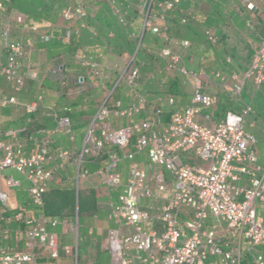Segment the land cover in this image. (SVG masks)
Segmentation results:
<instances>
[{"label": "built area", "instance_id": "obj_1", "mask_svg": "<svg viewBox=\"0 0 264 264\" xmlns=\"http://www.w3.org/2000/svg\"><path fill=\"white\" fill-rule=\"evenodd\" d=\"M154 1H141L144 29L164 37L166 45L158 56L167 61V75L179 76L181 83L191 88V104L178 108L175 97L165 95L158 98L164 104L151 105L138 89L141 66L134 54L118 74L106 99L96 107L77 151L52 150L57 135L66 136L71 143L78 141L71 106L46 108L55 127L39 131L43 136L29 154L25 142L19 138L27 132L26 128L9 131L8 135L15 137L10 143L2 140L0 131V173L13 169L28 182L31 204L36 210L35 216H27L21 210L8 216L9 197L0 186V224L24 225L23 249L10 250L0 240V264H38L42 250L52 260L64 255L73 264H79L77 210L75 222L46 213L49 183L57 169L69 166L76 169L73 189L77 198L83 182L92 188L94 179L102 185L97 190L98 196L108 198L99 205V210L107 213L112 223L103 243L112 264H244L245 261L264 264L259 251L264 244V220L258 210V203H264V168L254 150L256 138L245 129L246 117L254 112L252 101L244 100L248 85L255 91L264 85V33L247 69L243 73L233 72L227 84L221 73L210 75L204 69H188L175 48L177 44L166 35L167 14L181 0H164L158 5L160 12L152 14ZM88 3L89 0H73L62 9L65 33L60 39L64 44H71L89 28L95 13ZM239 3V9L251 15L246 20L248 28L254 27L255 19L264 23V0H239ZM10 5V0H0V15L4 19L0 36L6 50L5 61H0V77L14 94L0 93V108L18 106L32 114L39 109L43 96L29 104L18 99L17 94L23 91L27 80L38 78V72L25 68L22 61L32 50L35 38L46 43L55 38V33L32 25L29 32L33 36L16 41L13 25L25 26L27 17ZM112 9L118 23L125 27V15L116 5ZM113 36L111 33L110 37ZM129 36L133 38L134 34ZM205 38L210 45L219 43L212 28L205 31ZM137 42L139 49L141 38ZM179 44L190 46L186 40ZM76 60L83 70L74 79L77 96H86L90 78L108 85L109 72L93 56L79 52ZM66 72L65 59L57 58L53 74L64 87L71 84ZM215 80L229 86L233 98L244 104L239 113L229 111L219 121L214 119L213 112L205 115L201 112L213 107L207 88ZM121 84L127 87L131 98L127 104L115 99ZM63 94L72 96L71 90ZM87 101L85 97L84 103ZM163 106L170 111L168 121L164 120ZM137 117V121H131ZM107 148L108 157L102 160ZM139 157H146L148 162L138 161ZM54 161L57 168H49ZM125 162L128 163L123 167ZM94 165L97 168L92 172ZM243 181L245 184L241 185ZM6 184L9 188L20 186L13 178L7 179ZM58 227L63 231H57ZM64 235H71L73 244L62 243ZM210 258L214 260L209 261Z\"/></svg>", "mask_w": 264, "mask_h": 264}, {"label": "crops", "instance_id": "obj_2", "mask_svg": "<svg viewBox=\"0 0 264 264\" xmlns=\"http://www.w3.org/2000/svg\"><path fill=\"white\" fill-rule=\"evenodd\" d=\"M183 3L187 5L188 10L194 12L193 20L196 22H205L208 20H217V26L212 27L213 30L216 31L217 35L219 36V43L218 45H210L207 43L205 38V31L206 29L199 32V35L196 36H190L186 40L189 41L190 46L189 47H182V56H183V64L193 71H199L200 69H204L208 74L212 75L214 74V71L217 69L218 72L224 75L228 83L230 84V77L233 72L243 73L248 65L250 64L255 51L258 47L259 40L261 35L264 33V23L262 20L258 21L255 18V25L253 28H248L246 24V20L251 18V15L248 11L245 9H242V11L239 9L240 3L239 0H219L218 4L213 5L210 0H182ZM67 1L65 0L64 4L67 5ZM63 4V5H64ZM97 11L95 12V14ZM4 19L0 15V25L3 24ZM225 24H229L232 26V28H235V31L233 33H227V31L224 30ZM32 25H38L43 28L42 24L34 21V20H28L25 26L20 25H13V37L17 41L24 40L25 38L31 37V33L29 32V28ZM45 29V28H43ZM89 29V28H88ZM1 30V26H0ZM49 31H55L59 32L60 30H64L63 27H56L54 24H52V27L47 29ZM245 30V31H244ZM234 36L236 39H244L245 37L248 49L245 51L247 53L248 57V64L247 66H242L239 58V52L237 50H243L239 47L232 46V50H227V42L230 41L229 37ZM35 38V37H34ZM1 39V36H0ZM191 40V41H190ZM2 41V39H1ZM255 43V46H254ZM43 42H41L38 38H35V42L33 45L32 50L29 52V54L23 59V64L25 68L31 67L35 69L38 72V78L35 80L29 79L27 80L26 86L23 89L22 92L18 93V99L21 103L29 104L35 101V99L39 95L45 94V89H49V86L53 85L55 82V79L57 78L53 77V69L56 66V59H53L55 57H50L49 53L43 48ZM1 45V42H0ZM96 47H99L98 45ZM102 48V47H100ZM236 49V51H235ZM2 50L5 52V59H6V50L4 47H0V55H2ZM181 54V53H180ZM59 58V57H58ZM4 59V61H5ZM49 59L54 60V66L53 69L50 70V75L45 76L43 74V65L44 62L48 61ZM1 61V60H0ZM212 69V70H210ZM181 82V81H180ZM5 83L4 79L0 77V86ZM72 87H75L74 80L71 81ZM49 91V90H48ZM93 91V89L91 90ZM181 91L183 96L177 97L176 99V105L178 108H184L191 104L192 101V92L191 88L188 85H183L181 83ZM14 93V91H12ZM207 92L212 96L213 99V107L211 109H202V114H209L210 112H213L214 119L219 121L220 119V111L222 113L224 112V115L229 112H237L239 113L241 110H238V108H235L232 103H230L229 100L233 98L229 86H223L220 84L219 80H215L214 85L207 88ZM0 93H2V88L0 87ZM83 96V95H82ZM80 96H77L76 98L69 100L68 102L64 100V98H61L60 96L54 101H57L54 104H49L50 100H47L46 98L42 100L40 103L39 109L29 114L27 111L23 108H20L18 106H11L8 108H0V131L2 133V140L5 142H13L15 140V137L9 136L8 132L17 130L20 128H26L27 132L19 135V138L25 142L26 145V153L29 154L36 142H38L42 138V134L39 133L41 129H45V118L48 117L46 108L50 105H56L58 109H63L65 106H71L72 103H80ZM234 99V98H233ZM65 101V102H64ZM179 102H181L179 105ZM78 103V104H79ZM81 106H78L76 110L73 109L72 112V121L73 124L76 126L82 127L81 132L78 133L80 137L84 134L86 131L88 124L93 117L95 111H96V105L91 107L90 105H93L92 101L89 100L86 103L84 101L81 102ZM221 113V114H222ZM78 117L82 119V121L79 122ZM51 121H53L50 118ZM201 121H203L200 118ZM49 129V128H46ZM65 137V136H64ZM78 137V138H80ZM67 138V137H66ZM79 142V139L77 143L71 144V149L75 150V145H77ZM264 144V143H263ZM58 149H68L69 146L65 147L64 144L57 139V137H54V143L52 145V150L57 151ZM78 150V147L76 151ZM257 155L259 158V163L264 168V151L260 147V150L258 148ZM138 161H141L142 163H147L148 159L146 157H139ZM128 162L123 163V167ZM57 162H51L48 167L51 169L57 168ZM121 166V167H122ZM58 170V169H57ZM56 170V171H57ZM96 170V169H95ZM95 170H92L94 172ZM56 175V174H55ZM9 178H13L16 181L20 183V186L17 188H9L6 184V180ZM66 184L67 180H66ZM241 185L245 184V181L240 183ZM51 182L49 183L50 188ZM0 186L1 190L8 194L9 197V211L7 213L8 216H12L18 211H23L27 216H35L36 210L31 204L30 195H29V184L28 182L15 170L13 169H7L4 172L0 173ZM73 188V186H70ZM102 185L98 181V179L93 180V187L89 188L87 185V190L85 191L86 194H89V192H93L95 195V198L98 203V211L97 213L86 217V224L82 227V230H88L91 235L98 234L101 230V228L97 225V221L100 220V223L103 224V227H106V236L108 233V230L112 227V223L108 221L107 213L99 210V205L103 204L107 201V197H99L97 190L101 188ZM83 193V191H82ZM258 210L260 212L261 217L264 220V203L260 202L258 203ZM76 215V212H75ZM75 215L68 216L66 218H69L71 221L75 222ZM100 218V219H99ZM94 220L93 225H90V221ZM105 219V220H104ZM57 231L62 232V227H58ZM24 233V225H19L18 223H7L2 222L0 224V240L4 247L10 249V250H21L24 248L23 244V235ZM81 242L84 244H87V242H90V240L87 238V236H84L83 234L80 236ZM74 240L71 235H64L62 239V243L67 244H73ZM80 242V243H81ZM263 249L259 250L261 254L264 256V244L261 245ZM260 246V247H261ZM103 249V244H102ZM81 248V247H80ZM106 251V250H105ZM110 257L111 256L108 251H106ZM38 264H73V261L71 258L66 257L64 255H61V257L58 260H52L49 257V254L46 250L40 251V254L38 256L37 260ZM112 264V262H111Z\"/></svg>", "mask_w": 264, "mask_h": 264}, {"label": "trees", "instance_id": "obj_3", "mask_svg": "<svg viewBox=\"0 0 264 264\" xmlns=\"http://www.w3.org/2000/svg\"><path fill=\"white\" fill-rule=\"evenodd\" d=\"M10 7L20 13H23L28 20H34L39 23H45L47 25L54 24L59 14L60 6L65 7L64 0H10ZM164 0H155L150 8V13H159L158 5ZM213 5L218 4L219 0H210ZM64 4V5H63ZM99 11L95 14L94 18L89 22V29L82 32V34L73 39L71 44H64L60 39L65 33L64 30L55 33V38L49 42L43 44V48L49 53L50 57H62L63 54H68L73 48H79L82 41H86L89 44L97 45L103 49L109 50L110 48L116 53L127 52L135 54L137 49V42L132 39L129 34L136 32L135 25L129 23L127 18L126 26L123 27L118 23L117 17L112 9L113 5H116L121 12L125 15L128 7V0H99ZM194 12L188 10L185 3L180 2L175 9L167 14V31L166 35L173 40L185 39L190 36L199 35L198 26L196 21L193 20ZM185 21V22H184ZM217 20H208L203 22V30L217 26ZM2 27V24L0 25ZM178 26V28L176 27ZM90 28H93V32H89ZM181 28V30H180ZM65 29V27H64ZM113 37H110V34ZM141 38V45L135 55V60L140 63L141 61H155L159 60L163 70H165L167 61L160 60L158 53L148 54L147 48L151 45V41L157 36L147 28H140L139 31ZM139 38V39H140ZM90 55V54H89ZM163 77L157 76L153 82V86L147 84V89L154 95L166 94L177 97H182L180 77L175 76L173 79L163 83ZM151 82V81H150ZM164 87V91L161 92L160 87ZM112 88V86H111ZM139 89V86H138ZM140 91V90H139ZM246 94L248 101H252L254 112L246 117L245 129L247 132L252 133L256 138V145L254 150L260 147L264 151V85L258 90H254L251 85L246 88ZM115 99H123L120 92L115 95ZM80 101H84V97L81 96ZM81 102L72 103V109L76 110L78 106H81ZM181 102H179L180 104ZM178 104V102H177ZM178 104V105H179ZM91 107L94 106L90 105ZM73 112V111H72ZM170 111L167 110L164 116V120L168 121ZM72 116V113H71ZM139 117L135 120L137 121ZM220 120V119H218ZM45 127L54 128L55 123L50 118H45ZM110 149L107 148L102 160L107 159V152ZM96 165L91 167V170H95ZM78 212V222L80 229L86 224V217H89L98 211V203L93 192L86 194L80 192L78 198L76 196L75 189L66 184V177L63 175L59 178L57 175L51 180L49 192L46 195V213L51 217H68L75 215ZM85 245L80 243V247ZM263 247H259V250ZM244 264H249L245 261Z\"/></svg>", "mask_w": 264, "mask_h": 264}, {"label": "rangeland", "instance_id": "obj_4", "mask_svg": "<svg viewBox=\"0 0 264 264\" xmlns=\"http://www.w3.org/2000/svg\"><path fill=\"white\" fill-rule=\"evenodd\" d=\"M68 3L67 4H72L73 0H66ZM142 0H128V7L126 9V13H125V17L127 18V20L129 21L130 24L135 25L136 28V32H134V36L132 39H135L136 42L138 41V39L140 38V28H144V16L142 15V8L140 6ZM65 2V0H64ZM89 9L91 11H93V13H95L96 11H99V0H89ZM64 7L60 6V10H59V14L57 15L56 21L54 23V25L56 27H63L64 23L61 19V11ZM158 14V13H157ZM155 24L158 25V21L154 22ZM197 26H198V31L201 32L203 29V23L202 22H196ZM43 28L45 29H49L52 27V24L47 25L45 23H41ZM225 28L224 30L227 31V33H233L235 31V28H232L231 25L229 24H225L224 25ZM178 28V26H176ZM181 30V28H180ZM245 31V30H244ZM89 32H93V28H90ZM244 39H236V37L231 36L229 37V39H231L230 41H228L227 44V50L230 51L232 50V46H234L233 48H241L243 50H237V52H239V58L241 62V65L247 66L248 64V57H247V53H245V51H247L248 49V44L247 41L245 39V37H243ZM185 40H189L187 38L185 39H173V43L177 44L175 46L176 50L182 54V49H181V45L179 44L181 41H185ZM191 41V40H190ZM1 45L0 47H4L3 42L1 41ZM137 47H138V42L136 43ZM165 41H164V37L163 36H156L152 41H151V45L149 46V48H147V53L148 54H154V53H159L160 49L165 46ZM99 46V45H98ZM255 46V43H254ZM236 51V49H235ZM79 52H86L88 54H90L91 56L94 57L95 61L100 65V67L102 69H104L105 71L109 72V79H108V85H105L103 83L102 80L99 79H94V78H90L89 79V88L86 92V96L88 98V101L91 100L92 103L96 106L100 105L108 96L109 92L111 91V86L114 85L115 81L118 78V74L122 73L124 71V69L128 66V64L130 63L131 59L133 58L134 54L131 53H127V52H121V53H116L115 51H113L111 48L109 50L103 49L99 47L95 48V45L93 46V44H89L88 42H86L85 40L81 42V46L78 48H73L71 51H69L68 54H63L64 58H65V63H66V67H67V72L66 74L67 79L69 82L73 81L78 75L83 73V70L80 68V66L77 63V55ZM159 57V56H158ZM58 57H55L53 59H56ZM5 59V52L2 50V55H0V60L4 61ZM160 60H164L162 58H160ZM54 60L49 59L48 61L44 62V67H43V74L45 76H49L50 75V70L53 69L54 66ZM141 66V78L139 81V90L140 92L145 95L148 100L150 101L151 105H158V104H164V101L160 102L158 100L159 97H164L166 94L162 93L160 95H154L153 93H150L147 89V84H150L151 86H153V82L151 80L152 76L156 75L157 76H161L163 77V83L165 85V83H167V81L171 80L174 78V76H170L167 75V73L165 72V70H163L162 65L159 63V60L157 58V60L155 61H141L140 63ZM54 70V69H53ZM212 70V69H210ZM218 72V70L216 69L214 71V73ZM54 78H57L54 74H53ZM55 82L53 85L49 86V89H45V94L42 95L43 96V100L46 98L49 101V104H54L57 101H54V99L57 98V96L64 98L65 101H69L72 100L74 98H76L77 94H78V89L75 87H72V85L69 83V85L67 87H64L60 81L55 79ZM151 81V82H150ZM2 88V93L3 94H14L12 91V89L10 88V86H8L6 83H3L2 86H0ZM93 89V91H91ZM49 90V91H48ZM65 90H71L72 92V96L70 97H66V95L64 96L63 93H65ZM161 92L164 91V87H160ZM120 92V94L122 95V101L123 103L127 104L130 102V96L128 93V89L124 84H121V86L117 89L115 95ZM18 97V94H17ZM84 97V98H85ZM244 100H247V94L246 92L244 93ZM64 101V102H65ZM230 103H232V105L235 106V108H238V110H242L244 104L242 101L237 100V99H231L229 100ZM52 106V105H50ZM163 108L167 111L168 109L166 107L163 106ZM220 114V120H222L225 115L224 112L222 113V111L219 112ZM222 113V114H221ZM79 122L82 121V119L80 117H78ZM135 119H131V121H133ZM82 127H84L83 125L81 126H76L74 125V130L77 133L81 132ZM79 135V134H78ZM85 135H82V137L78 138L79 142L77 145H75V150L71 149V142L68 138H66V136L64 137V135H57L55 136V138L57 137V139L59 138V140L62 142V144H64L65 147L69 146V150L70 151H76L77 147L80 146V144L82 143L83 137ZM74 144V143H73ZM72 144V145H73ZM76 174V169L74 166H69L67 168H65L64 170H57L56 171V175L57 177H61L62 175L64 177H66L67 183L70 186L74 185V177ZM87 182H83L82 184V191L85 192L87 190ZM100 219V218H99ZM105 220V219H104ZM94 220L92 219L90 221V225H93ZM97 225L101 228L100 232L98 234H93L91 235L90 232L88 230H82V228L80 229V236L83 234L84 236H87V238L90 240V242H87V244L82 245L79 251V255H80V261L79 264H111L110 261V257L108 255V253L105 251V249H102V244L104 243L105 239H106V227H103L100 223V220L97 221ZM210 260H214V258H210Z\"/></svg>", "mask_w": 264, "mask_h": 264}, {"label": "water", "instance_id": "obj_5", "mask_svg": "<svg viewBox=\"0 0 264 264\" xmlns=\"http://www.w3.org/2000/svg\"><path fill=\"white\" fill-rule=\"evenodd\" d=\"M138 49L136 50L135 54L137 53Z\"/></svg>", "mask_w": 264, "mask_h": 264}]
</instances>
